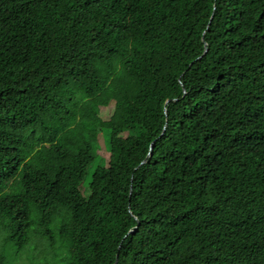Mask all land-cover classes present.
<instances>
[{"label": "trees", "instance_id": "obj_1", "mask_svg": "<svg viewBox=\"0 0 264 264\" xmlns=\"http://www.w3.org/2000/svg\"><path fill=\"white\" fill-rule=\"evenodd\" d=\"M0 264H264V0H0Z\"/></svg>", "mask_w": 264, "mask_h": 264}, {"label": "rangeland", "instance_id": "obj_2", "mask_svg": "<svg viewBox=\"0 0 264 264\" xmlns=\"http://www.w3.org/2000/svg\"><path fill=\"white\" fill-rule=\"evenodd\" d=\"M101 143H102V147H105L106 139H105V143H103V139L101 140ZM99 164H103V162H99ZM84 193H85V195H88L89 190L87 188H85ZM63 223H65L64 219H62L61 216L59 215V217H57V219L55 221V224L57 226L61 227ZM59 241H62V239L60 237H59Z\"/></svg>", "mask_w": 264, "mask_h": 264}, {"label": "water", "instance_id": "obj_3", "mask_svg": "<svg viewBox=\"0 0 264 264\" xmlns=\"http://www.w3.org/2000/svg\"><path fill=\"white\" fill-rule=\"evenodd\" d=\"M207 51V50H206Z\"/></svg>", "mask_w": 264, "mask_h": 264}]
</instances>
